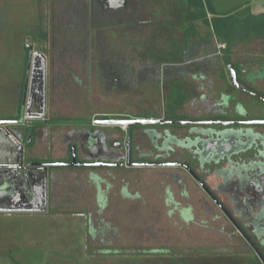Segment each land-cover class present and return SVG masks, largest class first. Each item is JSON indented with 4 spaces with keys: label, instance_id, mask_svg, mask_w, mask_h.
Wrapping results in <instances>:
<instances>
[{
    "label": "flooded vegetation",
    "instance_id": "af4514ba",
    "mask_svg": "<svg viewBox=\"0 0 264 264\" xmlns=\"http://www.w3.org/2000/svg\"><path fill=\"white\" fill-rule=\"evenodd\" d=\"M171 1H160L152 14L146 0L48 1L41 36L50 46L27 44L24 67L0 88L9 86L14 95L0 113V213H60L58 205L74 204L95 188L86 227L91 220L95 233L109 231V209L114 217L146 208L140 200L145 203L150 179L159 201L151 202L162 207V184L171 180L167 215L186 225L201 215L204 226L233 243L190 254L193 260L264 264V101L234 86L228 67L233 65L240 85L264 96V53L241 62L235 58L240 45L228 52L226 44L212 43L206 21L189 20L185 0ZM119 21L123 42L92 57L90 32L112 35L109 25ZM157 28L172 40L145 48L140 40L150 33L141 32ZM179 32L185 41L191 36L185 48L177 45ZM93 75L100 97H130L125 103L139 105L140 112L82 108L80 94L90 92ZM70 104L80 106L72 110ZM111 120L154 123L125 128L106 124ZM112 127L119 129L116 135ZM122 172L126 176L117 180ZM194 188L202 198L195 199ZM155 252L149 255L163 257Z\"/></svg>",
    "mask_w": 264,
    "mask_h": 264
},
{
    "label": "rangeland",
    "instance_id": "374dc122",
    "mask_svg": "<svg viewBox=\"0 0 264 264\" xmlns=\"http://www.w3.org/2000/svg\"><path fill=\"white\" fill-rule=\"evenodd\" d=\"M48 1L0 0V88H6L15 79L13 77L14 71L18 70L17 72H19L24 67L22 59H26L27 44L32 47L34 46V49L38 48L40 50H44L50 46V41H46L41 36L43 29L47 26L45 17ZM160 1L168 2V5L172 4L171 0H157V4H155L156 2L146 0V3L150 5V14L154 12L153 8L155 5L160 7ZM212 1L216 9L222 13L238 7L242 8V15H246L247 13H264V0ZM223 4L225 7H223ZM165 5L168 6L167 4ZM121 21L109 25V31L110 27L115 28L112 35H107V32L101 33L100 31L101 34H93L92 37V33L90 32L91 43H93V45L91 44V49L96 50L93 52L95 56L92 57L96 58L98 54L97 49L110 46V44L116 46V43L121 44L123 42L121 40L125 33L122 31L121 25L123 24H121ZM124 21H126V18ZM151 25L154 28L157 27L156 24ZM196 27L201 35L200 31L203 32L201 26L196 25ZM212 32L213 30L211 29ZM147 33H150L147 40H140L147 49L153 50L159 45L170 43L172 40V37L168 36L170 33H161L159 29L155 32L149 29L144 34L141 32V35L147 36ZM178 34V37L175 38L177 39V45L179 48H185V36L181 32ZM98 37H103V39ZM106 40L109 45H106ZM211 42L217 46L220 45L216 41L215 35L212 34ZM238 47L240 54H238V57H234L243 63L252 61V58L259 59V54L264 53L263 41L243 43ZM94 63L97 64L98 60H95ZM98 79L96 75H93L90 79V92H82L80 94L82 108L91 106L93 109H96L94 112L109 109L111 115L121 114L126 109L140 112V109L138 110L137 108L139 105L125 103L126 101L129 103L133 101L130 97L126 98L124 102L122 99L114 98L111 95L110 98L100 97L97 93ZM8 88L0 89V113L4 111V106L8 105L9 101H12L14 98V95L12 96L9 93L11 87L8 86ZM83 99L86 100V103H83ZM89 100L92 103H88ZM71 105H74L70 108L72 110H77L80 106H76L75 104H70L69 106ZM118 130L117 127L110 128V131L115 135ZM125 176L126 173L122 172L117 180ZM149 181L151 184L145 189V195L142 194L145 203H143V199L140 200V206L144 205L146 208L134 207L130 210L126 209L125 212H121L120 210V214L117 213L114 217L110 216L109 209L105 213L110 219L111 229L109 231L101 230L95 233L91 220L89 226L86 227L85 214H87V209L89 210L90 203L94 199L95 188L94 190H84L85 192L76 198L74 204L62 203L58 205L56 211H60V213H54L53 211L47 216L32 217V227H16L18 221H15V223L11 221L4 230H0V235L7 232L9 235L14 233L18 237L17 240H20L21 233H24L31 240L26 245H16V248L10 250L9 258L0 259V264H71L68 260L70 257L76 259V256L88 259L87 264H163L162 257H155L153 254L149 255V253L158 251V253L155 252L157 255L159 253L169 257L172 255L177 260L178 258H186L190 254L208 253L209 249L219 248L220 244L224 245L223 243H225L224 246L233 244L226 243L225 239L218 235L219 231L217 228L209 227L210 229H208L204 226L201 221L204 218L201 215L202 219L199 216L197 221L191 225H186L183 221L177 219L176 216L169 217L164 202L166 188L167 185H171V180L164 181L162 184V207H160L159 201L155 197L152 179ZM172 182L174 185H177L174 181ZM194 191L196 195L195 199L202 198L201 193L195 188ZM155 199L158 201L157 206L154 205V202H151L152 200L155 201ZM149 202L152 204H149ZM121 203L124 202L121 201ZM31 219L28 221L32 225ZM37 221L40 222L38 223ZM95 223L97 224L96 218ZM88 235L89 238H87ZM187 264L201 263L193 260L191 262L187 261Z\"/></svg>",
    "mask_w": 264,
    "mask_h": 264
},
{
    "label": "trees",
    "instance_id": "16d2710c",
    "mask_svg": "<svg viewBox=\"0 0 264 264\" xmlns=\"http://www.w3.org/2000/svg\"><path fill=\"white\" fill-rule=\"evenodd\" d=\"M188 4V17L191 21L204 19L207 25L213 30L212 35H215L216 41L219 44H226L228 52L232 48L243 43H251L254 41L264 42V13L241 14L240 8H236L227 13H217L214 9L211 0H185ZM208 11L211 13L212 19L208 20ZM190 21V22H191ZM192 30V29H191ZM191 36H187L186 41H190ZM193 256L186 258L170 259L168 256H163V264H187L191 262ZM201 264H204V259H194ZM169 262V263H168ZM205 264H219L216 262H205Z\"/></svg>",
    "mask_w": 264,
    "mask_h": 264
},
{
    "label": "crops",
    "instance_id": "0c3cea01",
    "mask_svg": "<svg viewBox=\"0 0 264 264\" xmlns=\"http://www.w3.org/2000/svg\"><path fill=\"white\" fill-rule=\"evenodd\" d=\"M212 1V0H211ZM212 4L214 6V9L216 10L217 13H222L219 12L213 1ZM223 7L224 4H223ZM223 13H227V12H223ZM43 216H47V215H32V214H10V213H0V230H4L5 227L11 222L13 221L15 223V221H18V225L16 227H32L33 226V220L31 219L32 217H43ZM29 219L32 220V225L30 223V221H28ZM38 223L40 221H37ZM14 236V237H13ZM17 235L16 234H12L9 235L8 232L7 233H3L0 235V259H4V258H9V253L10 250H12L13 248H16V245H26L28 243H30L31 238H28L26 234L21 233V239L17 240ZM71 264H87L88 259L84 258H79L76 256L75 258L70 257V259L68 260ZM59 264V263H57Z\"/></svg>",
    "mask_w": 264,
    "mask_h": 264
},
{
    "label": "water",
    "instance_id": "95a60500",
    "mask_svg": "<svg viewBox=\"0 0 264 264\" xmlns=\"http://www.w3.org/2000/svg\"><path fill=\"white\" fill-rule=\"evenodd\" d=\"M30 51H31V55H32V47H30ZM229 70H230V73H231V81H232V84L236 87H239L243 90H246L247 92H249L250 94H253L254 96L260 98L261 100L264 101V96L260 95V94H257L251 90H248L247 88H244L242 85L239 84L238 82V79H237V76L234 72V67L232 64H230L229 66ZM153 124L154 122L153 121H144V120H135V121H132V122H129V121H117V120H111V121H108L106 122V124L108 125H116V126H123V127H130V125L132 124ZM173 123H183V124H187L186 122H182V121H176V122H173Z\"/></svg>",
    "mask_w": 264,
    "mask_h": 264
}]
</instances>
